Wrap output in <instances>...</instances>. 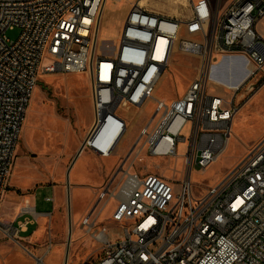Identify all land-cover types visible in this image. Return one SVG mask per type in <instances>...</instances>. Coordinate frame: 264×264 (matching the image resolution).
Returning a JSON list of instances; mask_svg holds the SVG:
<instances>
[{"label":"built area","instance_id":"built-area-1","mask_svg":"<svg viewBox=\"0 0 264 264\" xmlns=\"http://www.w3.org/2000/svg\"><path fill=\"white\" fill-rule=\"evenodd\" d=\"M107 1L0 0V209L46 55L52 63L44 72L90 70L97 117L82 149L105 158L129 128L118 108L143 106L154 98L178 49L201 58L199 74L182 96L169 103L157 99L155 114L119 165L122 177L115 182L116 174L104 184L82 218V227L100 245L98 260L88 264H264V134L215 184L197 191L191 179L195 164L208 168L225 151L240 108L236 95L264 70V36L257 29L264 0H227L223 6L188 0L191 13L184 19L134 0L119 40L106 45L110 52L96 54V28ZM182 25L189 38L179 39ZM16 27L20 35L11 39L7 31ZM226 57L238 59V68L250 72L234 89L211 74ZM211 80L222 89L210 93ZM179 144L186 166L179 189L159 174L124 169L135 149L138 159L174 156ZM113 199L117 204L110 218L121 228L115 236L107 226L95 229ZM26 213L18 224L0 218V233L21 243L20 233L39 219L35 206L21 207ZM35 257L37 264L44 262L43 256Z\"/></svg>","mask_w":264,"mask_h":264},{"label":"rangeland","instance_id":"rangeland-1","mask_svg":"<svg viewBox=\"0 0 264 264\" xmlns=\"http://www.w3.org/2000/svg\"><path fill=\"white\" fill-rule=\"evenodd\" d=\"M131 1L134 0L106 2L100 18L94 53L110 52V48L106 45L112 46L119 40L124 18L132 6ZM172 1L148 0L147 6L166 14L178 15L182 19L189 16L191 11L188 0L185 3ZM214 1L216 6H223L227 2V0ZM20 32L21 29L16 27L8 30L7 35L11 39H17ZM261 34L264 36V32ZM183 38H189L184 25L179 33V39ZM214 57L218 59V55L215 54ZM50 63L52 60L46 55L34 90V93L37 91L39 103L33 115V126L26 140L23 133L25 117L10 177V190L21 195L34 194L40 209L55 212L54 226L52 229L46 225L42 235L30 242L26 236L34 233L35 228V225H30L28 231L20 233L22 247L18 242L0 233V255H2L0 264H37L35 256L41 254H44V262L40 264H65L68 246V264L93 263L98 260L99 241L82 227L83 216L96 203L98 193L104 184L116 174L118 175L115 182L122 177L121 170L118 171L119 165L142 125L155 114L157 99L169 103L182 96L190 82L198 76L201 58L176 49L169 66L157 83L154 98L137 108L134 106L118 108V113L128 119L129 128L114 154L102 158L90 150H85L71 172L69 168L74 159L70 152L73 151L75 138L89 127L88 134L96 122L97 111L92 96V77L89 69L81 72H44V66ZM238 63L239 61L232 66L234 77L240 78L239 80L234 78L233 81L236 83L241 80L245 72L243 67L238 68ZM236 68L240 71L236 72ZM217 73L221 80H227V69ZM216 80H218L217 76ZM263 82L264 70L245 82L238 91L235 102L241 106V109L233 120L229 146L221 158L208 168L203 169L195 164L191 173L194 190L199 191L218 182L245 155L249 146L264 134ZM222 87L223 85L211 80L208 89L210 93H216ZM227 91L231 92V89ZM159 116L160 113L154 120ZM183 148L184 146L179 144L178 155L152 157L143 154L142 159H138L135 149L126 160L124 169L144 175L159 174L168 178L169 183L179 189L178 181L186 176ZM20 159H22V173L17 179ZM54 191L57 198L56 211L53 210V202L46 200L48 195H54ZM116 204L117 201L113 199L98 219L100 226L95 228L97 232L102 226H107L114 236L121 230L119 223L110 218ZM5 207L1 205L0 218L5 215L3 210L6 213L12 211V207ZM70 233L71 238H69Z\"/></svg>","mask_w":264,"mask_h":264},{"label":"crops","instance_id":"crops-1","mask_svg":"<svg viewBox=\"0 0 264 264\" xmlns=\"http://www.w3.org/2000/svg\"><path fill=\"white\" fill-rule=\"evenodd\" d=\"M176 16H178V15H176ZM179 18H181V17H179ZM263 23H264V18L261 19L257 24V29L260 33L264 32L263 31ZM228 63H229V66H230V64H232L231 65V67H232L233 64L236 63V61H232V60L227 61L226 65H228ZM229 66H227V67H229ZM217 70H218V67H217L216 71L213 70L214 71L213 76H215L214 75L215 72H218ZM231 75H233V73ZM228 78H229V76H228ZM262 85H264V82ZM240 109H241V106H240L239 110ZM27 113H28V111H27ZM33 122H34L33 120L31 122H27V120H26V122H25V126L23 128V133H24L26 140H28V138H29V131H30V129H32ZM87 129L85 131H81L80 134L75 138L73 151L70 152V155L72 154V158L74 159L70 165V168H69L70 172L72 171L73 166L77 162V160L80 157V155L82 154V152L85 151L82 149V143H83V141L87 135ZM71 142H73V140ZM68 143H70V142H68ZM21 162H22V159H20V162L18 163V166H17L18 167L17 168V174H16L17 179L20 177V174L22 173V163ZM10 186L11 185H9V188H8L6 196L3 200L2 206L12 207V211L9 213H6L3 210V213H5V215L1 219L13 221L15 224H18L20 221H23V219L27 216V214L26 215L21 214V207H23L24 205H32V206L36 207V211L38 212L39 219H38V222H30L26 226V228L23 229V231H28L30 225H35L34 233H31L28 236H26V239L31 242V241L39 238L42 235L44 227L46 225L50 226V228L53 229V226H54L53 225V218H54L55 212L43 211L42 209H40V205L37 203V199H36V196L34 194H32V193L31 194H22V195L16 194V193H14L13 190H10ZM48 197H52L53 199L47 200ZM56 199L57 198H56L55 191H54V195H48L46 197L47 201L53 202V204H54L53 210L55 209V211H56ZM19 245L21 247L23 246L22 243H19ZM0 256H2V255H0ZM39 256H44V254H41ZM66 257H67V255H66ZM68 263H69V261H68Z\"/></svg>","mask_w":264,"mask_h":264},{"label":"bare ground","instance_id":"bare-ground-1","mask_svg":"<svg viewBox=\"0 0 264 264\" xmlns=\"http://www.w3.org/2000/svg\"><path fill=\"white\" fill-rule=\"evenodd\" d=\"M147 1L148 0H140V3L142 4V5H146L147 4ZM174 2H177V1H181V2H186V0H173ZM172 1V2H173ZM162 4H164V3H162ZM159 5V4H158ZM153 6V5H152ZM104 9V8H103ZM163 9H164V7H163ZM102 12H103V10H102ZM102 12H101V15H102ZM101 15H100V18H101ZM100 18L98 19V24H97V28H96V40H97V34H98V28H99V25H100ZM100 29V28H99ZM230 60H232V61H238V59H236V58H230V57H226V58H223V59H221L219 62H216V64L215 65H213L212 66V77L213 78H215L216 79V76H217V78H218V81H220L221 83H223V84H225V85H227V86H229L231 89H234V88H237V87H239L243 82H245L247 79H248V77H249V75H250V72L248 71V68L247 69H245L244 68V70H245V72H244V74H242V77H241V80L238 82V83H236V81H233L234 80V78H237V80H239L240 78H238V76L237 77H234V74L233 75H230V73H233V67H231V65L232 64H230V66H229V63H228V65H226V62L227 61H230ZM227 66H229V67H227ZM217 67H218V72L220 73L221 72V70H225V69H227L228 70V76H229V81H223V80H221L220 79V77H219V74H217V72H216V74H214L215 76H213V72L214 71H216V69H217ZM231 67V68H230ZM250 67V66H249ZM214 70V71H213ZM250 70H251V67H250ZM75 72H81V71H75ZM228 76H227V79H228ZM34 95H32V98H31V104H30V106L28 107V113H27V117H26V120H27V122H31L32 120H33V115H34V113H35V109H36V107H37V105H38V103H39V98H38V94H37V91H35V93H33ZM39 107V106H38ZM137 108V107H136ZM27 134V133H26ZM125 135H126V133H125ZM124 135V136H125ZM123 136V137H124ZM122 137V138H123ZM121 141H122V139H121ZM121 141H120V143H121ZM231 141V140H230ZM119 143V144H120ZM229 146V145H228ZM228 146H227V148H228ZM227 148L225 149V151L227 150ZM225 151L222 153V155L225 153ZM17 154V153H16ZM221 155V156H222ZM221 156L216 160V161H218L220 158H221ZM215 161V162H216ZM214 162V163H215Z\"/></svg>","mask_w":264,"mask_h":264},{"label":"water","instance_id":"water-1","mask_svg":"<svg viewBox=\"0 0 264 264\" xmlns=\"http://www.w3.org/2000/svg\"><path fill=\"white\" fill-rule=\"evenodd\" d=\"M69 172H70V170H69ZM68 175H69V173H68ZM69 238H71V233L69 234ZM68 252H69V246H68V250H67V255H68ZM67 263H68V258L66 257L65 264H67Z\"/></svg>","mask_w":264,"mask_h":264},{"label":"trees","instance_id":"trees-1","mask_svg":"<svg viewBox=\"0 0 264 264\" xmlns=\"http://www.w3.org/2000/svg\"><path fill=\"white\" fill-rule=\"evenodd\" d=\"M85 264H88V262H86Z\"/></svg>","mask_w":264,"mask_h":264}]
</instances>
